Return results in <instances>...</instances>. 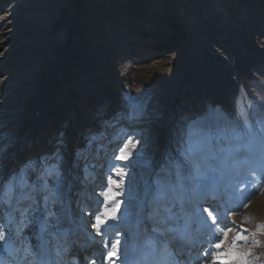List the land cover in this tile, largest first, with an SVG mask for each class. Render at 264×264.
<instances>
[{
    "label": "rangeland",
    "instance_id": "1",
    "mask_svg": "<svg viewBox=\"0 0 264 264\" xmlns=\"http://www.w3.org/2000/svg\"><path fill=\"white\" fill-rule=\"evenodd\" d=\"M4 1L11 0H0V6ZM78 1L59 3L60 13L52 33L72 21L80 24L79 31L81 25L88 27L86 25L89 24L87 32L94 35L93 48L89 49V41L85 43L86 37H82V34L70 35L64 40L65 43L54 46L45 57L39 73L40 85L27 104L21 122L34 124L24 133L31 142L25 143L21 139L18 145L19 154L24 153L18 159L19 170L23 162L32 163L20 176L18 174L19 182L12 183L11 191L5 190L0 195L3 197L7 193L16 209L6 229V234L10 233L9 238L0 241V259L5 264H18V261H23V264H92L93 259L100 264L101 254L111 250V244L119 241L117 256L106 264H199V260L204 259L200 253L208 245L211 233L214 231L217 237L222 235L219 228L209 229L210 220L203 208L211 207L218 210L221 223L226 217L230 226L233 217L238 220L239 215L246 212V218H242L244 221L238 220L237 224L248 231L244 233L248 240L241 241L243 246L235 251L246 254L249 264H264V166L254 164V161L264 158V84L257 83L259 81L251 76L259 75L264 83V34L258 35L255 27L257 17L264 15V0H248L249 3L258 2L250 4V13L258 15L251 16L244 38L256 45H252L254 55L248 57L253 63L247 68L242 67L244 71L240 70L239 82L252 87L253 92L244 97V101H247L245 109L233 105L231 111L224 109L222 101L215 103L212 95L200 92L203 71L195 84L190 70L196 62V52L199 49L203 51L199 43L203 44L212 21L223 24L232 20L237 26L245 21L239 17L238 20L233 19V11L239 7L237 4L232 3L228 9L216 6L210 12L213 8L207 11L204 4L210 0H81V5L77 6ZM111 7L113 10L110 12ZM217 12L221 15L217 16ZM94 14L96 19L93 20ZM182 16L183 25H176L177 18ZM170 18L174 19L171 23L167 22ZM119 19L125 25L120 31L110 27ZM95 20L98 23L91 25ZM192 20L197 21L195 28L188 24ZM59 21L61 26L56 28ZM135 29H139L140 33L133 34ZM149 34L151 38L155 37L152 38L154 40L169 36L172 42L163 50L142 56L137 50L143 49L142 36L149 37ZM215 34L216 37L223 36L217 32L214 37ZM132 37L127 45L125 39ZM112 41L118 46L111 47L109 51L99 48L102 42L109 44ZM125 48L128 53L121 56ZM165 53H178L175 56L177 59H172L173 64L184 67L174 68L177 72L174 73L175 78H163L162 82L170 79L174 87L162 82L155 86V80L162 76L153 65H148L155 61L153 59H162ZM130 63L142 67L127 68L126 65ZM168 67L173 68L172 65ZM185 70H189L188 75L183 73ZM100 73L104 76V83L99 77L93 79L95 74ZM235 73L236 70H233L224 77H235ZM240 83L235 85L237 91ZM144 90H154V95L165 92L164 99L150 107L159 105L151 113L156 114L150 120L154 124L144 123L142 119L139 123L127 119L131 112L142 106L140 97ZM134 91L138 98L135 102H129L127 97ZM191 91L202 98L193 108L198 111L193 113L196 117H187V111H184L172 123L171 117H168L169 111L177 105V99L185 100ZM101 99L102 105L109 107L107 114L117 117L109 119L111 123L110 127L107 126L104 139L97 136L93 149L85 153L87 163L94 167L85 172V161L81 160L79 179L72 177L75 183L65 188L64 199L49 202V207L62 220L57 223L55 217H48L49 226L41 234L40 224L36 222L38 213L33 209H42L44 198L49 193L37 189H41L45 183L48 189H52L57 181L55 173L41 178L44 168L56 163L54 160H49L47 165L44 163L45 158L56 152L49 142L59 135L57 128L64 125L71 143L68 145L69 140L66 139L67 146L61 155L64 164L71 166L77 145L81 146L79 137H72L71 134L77 131L83 134L90 129L99 133L98 127L103 121L96 117L103 116V120H107L106 111L93 109L94 103L97 101V105H100ZM74 102H84L85 105L83 108L70 106ZM125 102L130 106H123ZM208 106H219L217 110L221 116H214L206 122L208 118L201 115ZM236 110H241V116L234 119ZM197 117L200 119L192 128L206 131L210 138L203 134L188 136L181 133L190 119L195 121ZM55 121L59 124L55 125ZM171 125L174 126L172 129ZM85 126L87 128L82 131ZM47 129L57 131L51 134L48 142L42 144V149L39 148L43 152L37 153ZM30 134L34 135L32 139ZM138 138L141 140L139 145L136 143ZM198 143L201 145L195 151L191 152L186 147ZM120 148L124 149L126 160L115 158L120 154ZM120 172L125 175H115ZM15 173H8L2 188L8 185L11 175ZM110 175L120 183L119 188L113 185V191L122 195L117 196L115 202L109 201L104 205L100 192L108 186L106 178ZM115 203H120L121 207L112 218L110 212ZM3 208L7 209L8 204L5 203ZM20 209L28 211L21 216ZM236 209H239L236 214L229 215ZM88 211L92 216L86 214ZM98 213H109L102 216L108 221L103 228V236H97L89 223ZM3 215V211H0V218ZM105 240L108 241V248L104 247ZM253 242H258V246H253ZM230 250V244L226 243L222 251Z\"/></svg>",
    "mask_w": 264,
    "mask_h": 264
},
{
    "label": "bare ground",
    "instance_id": "2",
    "mask_svg": "<svg viewBox=\"0 0 264 264\" xmlns=\"http://www.w3.org/2000/svg\"><path fill=\"white\" fill-rule=\"evenodd\" d=\"M258 1L262 2V0H258ZM65 2H67V0H11L10 2L4 1L3 4L0 6V136H2L0 139V143L3 144V148L0 149V195L1 192H5V190H8L6 186L5 187L3 186L2 188V183L4 184V180H6L8 173L10 171L12 172L16 171V173L11 175L9 179L12 185V183L15 181L19 182V179H17L18 174L20 176V174H22V172L26 170V168L32 163L31 161H28L25 164L23 162V167L19 170L17 164L20 161H18V159L19 157L23 156L24 153L19 154L18 150H20V147L18 145L20 144L21 139H23V142L25 143L31 142L29 140V136H24V133L28 130V128L31 127V125L34 124L25 125L24 123L21 122L23 120V116L27 104L32 99V96L36 93L40 85L39 73L41 71L46 55H48L51 52L54 46L59 47L60 45L65 43L64 40L67 37H70V35L74 37L75 35L82 34V37L84 36L86 37L85 43L89 41L87 44L89 49L90 47L91 49L93 48L94 42L92 40L93 39L92 37L94 35L93 34L90 35L89 31L87 32V30L90 29L89 24L86 25L88 27H83L81 25L80 26L81 30L79 31L78 26L80 24L78 25L77 23L72 21L65 24V26L60 28L58 32L52 33L53 28L55 27L54 24H56L54 22L58 21L57 19L60 13L58 10V5L59 3H65ZM232 3L233 5L237 4V6H239L235 11H233L234 12L233 19L238 20L239 17V18H244L245 21L241 24V26L235 25V23H233L232 20H229L223 24H221V22L218 21L217 22L212 21V24L209 26L210 27L209 33L206 34L205 37L206 41L204 40L203 44L201 45L199 43V46L203 48V51L199 49L198 53L196 52L197 54L195 56L196 62L194 63L192 70H190L193 78V82L195 84L198 83V80L200 79V74L203 71V78H202L203 83L200 92H203L204 95H208V94L212 95L215 99V103L218 101H222V104H224V109H227L229 111H231L232 109L231 106L233 105L245 109V106H247V101H244V97L250 94V92L252 91V87H249L246 84L243 85L239 82L240 81L239 76L242 73L240 72L242 67L245 66V68H247L249 67L250 63L251 64L253 63L248 57L254 55L253 53L254 50L252 49L253 48L252 45L254 46L256 45V43L251 44L244 37L246 36V33H248L246 28L249 23V20H251V16L257 14V13H253V14L250 13L252 7L250 6V4L253 5V3H258V2L254 1L253 3H249L248 0H238V1L236 0V2H234V0H210L208 3L207 2L204 3L205 5H207L206 7L207 11L213 8L210 12H212L214 10V7L216 6H222L225 9H228L230 5H232ZM111 10H113L112 7L110 8V12ZM217 13H218L217 16L221 15L219 14V12ZM100 14H102V12ZM181 18H183V16L177 18L176 25H180V26L183 25V23L181 22ZM257 18L258 21L255 24L257 34L258 35L260 33L264 34V15L262 16L260 14ZM92 19L93 20L96 19V14L92 16ZM134 20L138 21L136 19ZM173 20H174L173 18H170L167 20V22L171 23ZM97 23L98 20H95L94 22L91 23V25ZM188 24L191 28H195L197 26L196 25L197 21L192 20L188 22ZM124 26L125 25H123L119 19L115 23H113L110 27L112 28L115 27L116 30L120 31V29H122ZM144 28L145 27H143L142 29ZM138 30L139 29H135V31H132V33L137 35L140 33ZM217 32L222 33L223 36L216 37L215 34L214 37V33ZM133 34L130 35L129 37L133 36ZM150 36H151L150 34L149 37L142 36V39L144 40L142 46L143 49H138L137 50L138 54L143 56L150 54L152 52H156L161 49L163 50V48H165L167 45H169L172 42V39L169 36H166L165 38H160L159 40H154L152 38L155 37L152 36L151 38ZM132 39L133 37L130 40L129 38H126L125 43L128 45ZM115 41H112L109 44L102 42L101 44H99V48L102 49L103 51H109L112 49L111 47L118 46V44H116ZM127 50H128L127 48L123 49L120 55L124 56L125 54H127L128 53ZM232 50L236 52H233ZM170 53H165L164 54L165 56L162 59L160 58L153 59L155 61L148 64L149 66L153 65L156 69H158L162 76V78H158L157 80H155V82L152 81L154 82L155 86L157 83L160 84L164 77L175 78L174 73L177 72H175L174 68L179 67L180 69H184L182 65L176 63L173 64L174 62L172 61V59H177L175 58V56H177L178 53H176L175 55ZM248 53L251 54L249 55ZM97 58H99V60L101 59L100 57ZM169 65H172L173 68L168 67ZM126 67L141 68L142 66L139 67L136 64L133 65L130 63L127 64ZM232 67L234 69H232ZM107 70L111 71L112 69L108 68ZM233 70H236L235 77H229V78L224 77ZM183 73L188 75L189 70H185V72L183 71ZM101 74L102 73H100L99 75L95 74L93 76V79H96L98 77L100 78V80L103 79L104 76ZM231 76L234 75L231 74ZM251 76H253L252 78H254L255 81L256 80L259 81L257 83L264 84L262 83V80L259 77V75L251 74ZM101 81L103 82L105 80L103 79ZM162 83H170V79L168 82H162ZM238 83H240L239 91H237L235 88L236 87L235 85ZM169 86L174 87V83H170ZM155 92L156 91L154 90L143 91V95L140 97L142 106L138 107L135 112L134 111L131 112L130 114L131 116L127 117L129 122L130 120H133L139 123V120L142 119L144 120L143 121L144 123H152V124L155 123L153 121L150 122V120L156 117V114L152 115L151 113L155 111L156 110L155 107H159V105L155 106L154 108H150V107L162 101V99H164L165 96V92L164 93L160 92L159 94L154 95ZM127 98L129 99V102L130 100L135 102L136 99L138 98V94L136 91H134L132 92V95ZM148 98H151L149 100V103H147ZM201 99H202L201 96H198V94H196L194 91L187 93V97L185 98V100L177 99L178 100L177 105L173 107L172 111H169L170 116L168 115V117H171L172 123L176 120V118H180V114L183 113L184 111L185 112L187 111L186 114L187 117L188 116H190V118L196 117V115L194 116V114L198 113V111L194 110L193 108L195 106L197 107ZM102 101L103 99L100 100L99 103L100 105H97L98 102L96 101L94 103L93 109H97L98 111H102V112L106 111L107 114V110L109 107L107 104L102 105ZM106 103L109 102L107 101ZM84 105H85L84 102H80L78 104L74 102L70 106L83 108ZM123 106L129 107L130 105L127 106L125 102L123 103ZM145 106L146 109H144ZM218 107L208 106L205 113L201 116H205V118H208L206 122L214 116L220 117L221 112L217 110ZM143 109L144 111H142ZM239 116H241V110L240 111L236 110L233 115V118L237 119ZM112 117L113 114L111 115L109 114L107 120H102L103 122H100L101 125L98 127L99 133H97L98 132L97 130L90 129L89 131H86V133L83 134L81 133L79 134V131H77L75 132L76 134H71V136L73 137L74 135H77V137H79L80 140L81 148H83L87 143L85 137L86 136L94 137L96 135L92 140L91 144L87 145L89 150L93 149V146H95L94 142H96L97 140L96 139L97 136L99 137V139H104L103 137L105 136L104 133L107 131V126L111 123L109 119H111ZM96 118L98 119V117ZM201 118L204 119L203 117ZM199 119H200L199 117H197L195 121L190 119L189 124H187V126L182 129L181 133L183 135L187 134L188 136L203 134L204 137L210 138L211 136L206 131L201 132V131H197V129L192 128V126H194V124L198 122ZM57 124L59 123L55 121V125ZM172 127L174 126L171 125V129ZM86 128H87L86 126L83 127L82 131H84ZM57 130H59L58 132L59 135H55V137H53V139L49 142L50 145L53 146L54 149H56V152L58 148H62V151L63 148H66L67 146L66 139H68L67 129H65L64 125H60L57 128ZM57 130L54 129H50L49 131L48 129L45 130L44 131L45 134L41 142H39L40 145L38 149L39 148L42 149L41 147L42 144L48 142L49 138L51 137V134ZM33 137L34 135L30 134V138L32 139ZM70 143L71 141L69 140L68 145H70ZM200 145L201 144L198 143L193 146L186 145V147L190 149V151L192 152L195 151L197 146ZM41 149H39L37 153L43 152L41 151ZM243 158L244 156L241 157V159ZM178 159L180 162L182 161L181 158ZM185 167L187 166L185 165ZM244 214H246L245 211H243V213L239 215L238 220L240 222L244 221V219L242 220L244 216L246 218V215ZM238 220H236L235 217L232 218L231 226L233 228L234 227L240 228V225L237 224ZM234 235L230 234L229 240L234 239L235 238Z\"/></svg>",
    "mask_w": 264,
    "mask_h": 264
},
{
    "label": "snow or ice",
    "instance_id": "3",
    "mask_svg": "<svg viewBox=\"0 0 264 264\" xmlns=\"http://www.w3.org/2000/svg\"><path fill=\"white\" fill-rule=\"evenodd\" d=\"M115 118V115L113 116V119ZM98 119L103 120V116H98ZM94 137L86 136V145L81 148L80 145H77V150L72 162L71 166H66L63 162V156L61 155L62 148H58L57 152L53 153L50 157L45 158L44 163L47 165L49 160L56 161L55 164L51 165L50 167H45L42 179L46 177L47 175L55 173L57 175V181L56 184L52 189L47 188V184L41 186V189H37V191L40 190H46L49 194L45 196L44 200V207L33 209L34 212L38 213L36 217V222L40 224L41 234L44 233V231L48 228L49 222L48 217H55L57 223H60L62 218L58 217L56 213L52 210L51 207H49V202L56 203L59 201H62L64 199L65 194V188L69 184L75 183V181L72 179L73 176L76 177V179H79V169H80V162L81 160L85 161L84 170L85 172L88 171L90 167H94V165H90L87 163V156L85 153L89 150L88 146L91 144ZM136 143L139 145L141 143V140L138 138L136 140ZM119 147V145H117ZM3 148V144L0 143V149ZM120 154L116 155L117 160H126L127 156L124 154V149L120 148ZM254 164L256 166H264V158H262L259 161H254ZM62 169V171H61ZM255 174V171L253 172ZM116 176H123L125 173H115ZM108 186L105 187L101 192L100 195L104 198V205H107L109 201L115 202L116 197L119 195H122L119 192L113 191V185L116 188L120 187V183L117 182L113 176H108L107 178ZM9 191H11V181L6 186ZM7 203L8 208L4 209L3 205ZM246 206V205H245ZM121 207L120 203H115V206L111 208L110 216L114 218L117 214V210ZM16 210L14 208V205L11 201V198L8 197L7 193H5V196L0 197V211H3V218H0V241H4L9 238V234H6V229L8 228V224L12 222V212ZM21 216H24V213L28 211V209H20ZM239 211V209H236L235 211H232L229 213V215H234ZM203 212L207 213V217L210 220L209 223V229L219 228L222 235L217 237L215 232L213 231L210 235V239L208 242V245L203 247V250L200 253V256L204 259L199 260V264H249V261L246 258V254L237 253L235 251L236 248L242 247L241 241H247L248 237L244 233L247 231L246 229H240L237 227L234 229L227 223V218L225 217L223 220V223H221V218L219 216L218 210L216 208L211 207H204ZM87 215L92 216V213L90 211L86 212ZM109 213H98L96 214L91 221H89L91 228L95 231L97 236H103V228L107 224V219H103L102 216H108ZM27 220V217L25 218ZM18 228V233H19ZM235 233V238L232 240H229V234ZM225 243L230 244V251H222ZM119 241H116L115 243H112L110 246L109 251L106 253L101 254L100 264H106V262H111L113 260V257L117 256V250H118ZM253 246H258V242H253ZM104 247L108 248L109 244L108 241H104ZM214 250V251H213ZM0 264H5V262L0 259ZM18 264H23V261H18ZM92 264H96L95 259H93Z\"/></svg>",
    "mask_w": 264,
    "mask_h": 264
},
{
    "label": "trees",
    "instance_id": "4",
    "mask_svg": "<svg viewBox=\"0 0 264 264\" xmlns=\"http://www.w3.org/2000/svg\"><path fill=\"white\" fill-rule=\"evenodd\" d=\"M78 2H79V3H77V6H80L82 1L79 0ZM60 26H61V25H60V23H59L58 25H56V28H59Z\"/></svg>",
    "mask_w": 264,
    "mask_h": 264
}]
</instances>
